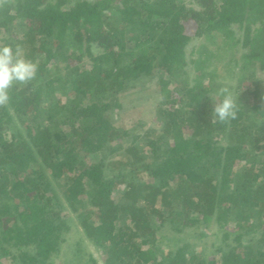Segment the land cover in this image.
<instances>
[{"label":"trees","instance_id":"obj_1","mask_svg":"<svg viewBox=\"0 0 264 264\" xmlns=\"http://www.w3.org/2000/svg\"><path fill=\"white\" fill-rule=\"evenodd\" d=\"M239 43L242 83L264 69V0H2L0 264H56L67 213L103 264H264L262 84L218 80ZM153 80V117L128 125ZM213 221L208 258L180 233Z\"/></svg>","mask_w":264,"mask_h":264},{"label":"rangeland","instance_id":"obj_2","mask_svg":"<svg viewBox=\"0 0 264 264\" xmlns=\"http://www.w3.org/2000/svg\"><path fill=\"white\" fill-rule=\"evenodd\" d=\"M2 0H0L1 2ZM77 0H71V4L73 5ZM89 1H93V0H89ZM234 28V30H236V34L237 37H242V31H240L238 29V25H233L232 26ZM203 41L202 38H195L192 43L190 44V46L188 47V54L190 53V50L192 49L193 46H198L201 42ZM247 52V50L242 47V43H239L236 45V47L234 48V51L232 53V55L234 56L235 60L238 59L239 62H237L235 64V62H233L234 60H232V65H233V73H228L225 69V65L224 63H219L218 64V80L227 84L228 86H231V90L233 93V96L236 97L239 95L240 92H244L247 89L248 90H252L253 89V80L254 79H259L261 81V96H250V99L253 103L256 102H261V104L264 106V69H262L260 67V63L257 62V64L255 66H251V67H247L244 72L246 73H254V77L250 78V79H245L246 81L240 83V72H241V64H243V54ZM227 61V60H225ZM193 69V67H192ZM138 89H136V94L132 95L131 98H129V104L130 106L125 103L124 105V111L126 108H134L136 110L133 111H129L125 112L126 116L125 118L126 123L128 125H131L133 121H135L138 118H143L145 119L147 122H150L149 119H151L153 117V109L155 108L156 103L160 100V96H159V91H158V87H157V82L156 80L153 81H149V82H145L143 84H139ZM239 89V90H237ZM138 109H141L142 113L144 114L143 116L139 113L136 112ZM147 114V115H146ZM152 116V117H149ZM119 118V117H118ZM140 131V130H139ZM225 143V141H224ZM122 189V188H121ZM121 189H117L114 194L118 195L120 194ZM66 215L69 216V220L72 222V232L70 233V240L69 243L75 241L76 239H81L82 240V244L83 247L85 249V251L87 252L88 255H92L95 260H97L98 264H103L101 256H100V250H98L96 248V246H94L89 239L84 236L82 228L80 227V225L77 222V214L76 213H67ZM168 229V228H167ZM166 229V230H167ZM193 229V228H192ZM192 229H187V231H191L192 233L194 232L196 234V232L198 231L197 229L194 231H192ZM217 230L216 224L213 221L212 224L210 225V228H208V236L202 239H199V237H192V236H187L185 234V232L183 234L180 233V235H183L184 237H189L191 242L194 243V249L198 252V254H202L204 252V254L208 257V258H213L215 252H216V235L215 232ZM223 242V243H222ZM221 243L223 244V247L227 246L225 241H222ZM69 243L65 244L63 246V251L60 255V257H58L56 259V264H80L79 261L75 260L74 262L70 263L69 262V257L70 256V247L71 245H69ZM218 243V242H216ZM72 254V252H71ZM217 256V255H216Z\"/></svg>","mask_w":264,"mask_h":264}]
</instances>
